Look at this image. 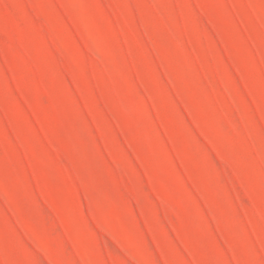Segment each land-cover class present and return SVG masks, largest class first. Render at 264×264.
<instances>
[{"label":"rangeland","instance_id":"obj_1","mask_svg":"<svg viewBox=\"0 0 264 264\" xmlns=\"http://www.w3.org/2000/svg\"><path fill=\"white\" fill-rule=\"evenodd\" d=\"M0 264H264V0H0Z\"/></svg>","mask_w":264,"mask_h":264}]
</instances>
